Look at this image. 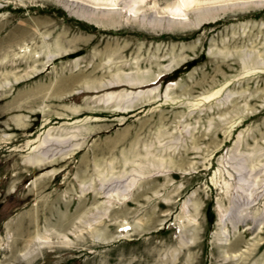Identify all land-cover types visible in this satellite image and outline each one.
Segmentation results:
<instances>
[{"label":"rangeland","instance_id":"rangeland-1","mask_svg":"<svg viewBox=\"0 0 264 264\" xmlns=\"http://www.w3.org/2000/svg\"><path fill=\"white\" fill-rule=\"evenodd\" d=\"M131 1L0 0V264H264V0Z\"/></svg>","mask_w":264,"mask_h":264},{"label":"bare ground","instance_id":"bare-ground-1","mask_svg":"<svg viewBox=\"0 0 264 264\" xmlns=\"http://www.w3.org/2000/svg\"><path fill=\"white\" fill-rule=\"evenodd\" d=\"M109 1V0H108ZM113 1V0H112ZM178 1V0H177ZM180 2V4L179 5H177V6H173L174 7V9H173V11L170 13L172 16V18H179V17H181V16H185V14H184V8H186L187 7V5H189V4H191V3H193V1L192 0H180L179 1ZM114 3V2H113ZM144 3V0H132L131 1V3L130 4H126V6H123L120 10L122 11L123 9L126 11V12H128V13H132L133 15H135V13H136V8L140 5V4H143ZM199 4V3H198ZM202 4V3H201ZM112 5V4H111ZM115 5V4H114ZM123 5V4H122ZM140 7V6H139ZM166 9H168V8H166ZM171 9V10H172ZM114 10V9H113ZM169 10V9H168ZM168 10H166V11H168ZM187 10V9H186ZM169 12H170V10H169ZM185 12H187V11H185ZM116 13V12H115ZM111 14V13H110ZM117 14L119 15L120 13L119 12H117ZM107 15V14H106ZM125 21V20H124ZM104 22V21H103ZM111 22H112V20H111ZM100 23H101V21H100ZM102 24V23H101ZM103 24H106V23H103ZM141 26V25H140ZM148 26V25H147ZM150 26V25H149ZM152 27H154V26H152ZM118 47V46H117ZM180 49H182V47H180ZM115 50V49H114ZM120 50V49H119ZM103 54V53H102ZM115 54V53H114ZM104 56V55H103ZM111 57H113V56H111ZM177 58V57H176ZM176 58H173V57H171L170 58V62L167 64V65H165V66H162V67H160V70H159V72L158 73H161V72H163V71H166V70H168V68L170 69L171 67H173L174 65H176V64H178L180 61H181V59H176ZM228 58V57H227ZM157 59V58H156ZM248 59V54L247 53H241V54H239V60H240V62L243 64V65H245V63H246V60ZM153 61H155V60H153ZM99 62V61H98ZM106 63H107V61H106ZM133 64H135V65H133ZM140 64V63H139ZM132 67L130 68V72H128L127 74H124L123 72H121L120 70V67L121 66H117V67H115L114 68V66H113V68H112V70L113 71H115V73H114V75H117V76H130L131 78H135L134 79V81H135V83H139V82H144L145 80V78L147 77V76H149V79H151L152 81L157 77V75H158V73L157 74H149V72H147L146 70L145 71H140V68H139V65L137 64V63H132ZM157 65V64H156ZM159 66V65H158ZM107 67V66H106ZM110 67V66H109ZM124 67V66H123ZM109 71H111V70H109ZM99 73V72H98ZM89 74V73H88ZM93 74V73H92ZM103 75V74H102ZM92 76H94V75H92ZM95 76H97V75H95ZM116 76V77H117ZM92 80H93V78H91ZM95 79V78H94ZM125 80H127V79H125ZM99 82V81H98ZM131 83H134L132 80H128V81H126V84H131ZM86 84L88 85V84H90L89 83V81H88V83L86 82ZM86 87V86H85ZM89 87H90V85H89ZM229 246V245H228Z\"/></svg>","mask_w":264,"mask_h":264}]
</instances>
